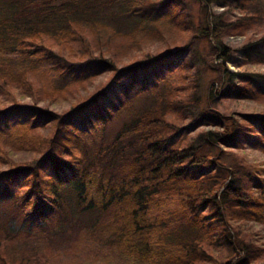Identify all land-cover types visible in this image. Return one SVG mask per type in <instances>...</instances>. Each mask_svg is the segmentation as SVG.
<instances>
[{
  "label": "trees",
  "instance_id": "obj_1",
  "mask_svg": "<svg viewBox=\"0 0 264 264\" xmlns=\"http://www.w3.org/2000/svg\"><path fill=\"white\" fill-rule=\"evenodd\" d=\"M215 1L244 12L254 7L257 17L264 16L260 0ZM168 11L180 31L187 19L180 0H0V58L7 62L5 69L0 66V95L10 99L0 96V125L18 132L19 152L35 155L18 161L0 146V203L11 211L7 225L0 223V231L8 227L0 234V264L29 262L31 254L17 258L9 252L30 231H44L49 240L90 233L122 264H262L264 246L243 223L264 216V168L227 164L223 157L230 150L264 149V115L231 118L214 103L257 99L264 94V75L260 81L248 71L222 73L205 107L176 127L168 117L186 120L192 114L188 105L198 102L183 45L120 69L100 52L104 17L144 26ZM205 22L199 33L220 46L222 63L213 64L218 72L230 58L220 36L242 32L250 18L221 25L206 15ZM124 39L129 46L138 41L132 33ZM73 43H79L78 52ZM16 49L19 56L6 57ZM65 49L77 60L59 59ZM240 53L250 64H264V35ZM23 64L50 66L60 76L111 75L83 103L57 114L12 95L31 90ZM170 74L174 82L158 91L162 76ZM150 92L156 93L153 104L129 112L125 101ZM114 121L119 122L112 126ZM203 126L214 130L201 131L189 144L177 140L183 130L189 134Z\"/></svg>",
  "mask_w": 264,
  "mask_h": 264
},
{
  "label": "rangeland",
  "instance_id": "obj_2",
  "mask_svg": "<svg viewBox=\"0 0 264 264\" xmlns=\"http://www.w3.org/2000/svg\"><path fill=\"white\" fill-rule=\"evenodd\" d=\"M186 10L187 19L184 26H181L180 31L174 28V20L172 19L171 11H168L162 16L153 18L152 21L147 22L144 26H129L123 23H116L121 21L111 20L108 18L102 19L100 27L103 29V33H100L98 39L102 42L103 47L100 52L105 56L106 60L114 58V65L116 68H122L128 66L131 63H143L148 62L150 59L158 57L166 53V48L171 47L172 50L184 46L185 59L189 61L191 68V74L194 80L193 93L195 94V100L197 103L188 105L191 108V115L189 118L182 119L178 116H169L168 120L175 124L176 127L184 126L193 118V115L205 107V97L208 90L213 88V91L219 89V80L222 73L226 71L229 73H237L239 71H248L250 73H256L259 75L261 81L264 75V64H250L246 62L241 56L240 50L246 45L257 41L264 35V16L257 17L255 12L257 9L254 7L248 10L240 11L234 8L221 7L219 2L215 0H180ZM264 7V0H260ZM262 11V10H261ZM209 16V19H213L214 22H218L223 25L224 23H231L239 19L250 18L249 24L246 23L245 30L235 34H222L221 43L229 52V60L225 62L223 68L217 72L213 64L222 63L221 60H217L218 46L211 37L200 34L201 28L206 26L205 17ZM128 33H132L138 39L135 46H129L128 42H125L124 37H127ZM97 39V40H98ZM123 39V40H122ZM118 43L113 45V43ZM53 40H47V47L53 48L57 51V45ZM74 49H79V43H73ZM100 47V46H97ZM112 49V50H111ZM98 51V49H96ZM77 50L76 52H78ZM95 51V55H97ZM63 54V55H62ZM61 57L68 61V63L77 60V57L69 56L66 49L62 51ZM20 55V52L16 50L9 51L6 57L15 58ZM64 61V60H63ZM6 61L0 58L1 69H5L4 64ZM7 63V62H6ZM243 63H246L243 65ZM6 65V64H5ZM28 67V81L30 83L31 90H15L12 95L23 104V102L37 105L43 109L57 114H62L71 109L72 106L81 104L85 99L96 93L102 88L109 80L111 74L109 73H87L72 75H59L56 69H52L50 66H44L43 68L31 66V64H23ZM175 75L170 74L163 75L159 81L160 89L167 84L174 82ZM164 81V82H163ZM162 82V83H161ZM32 90L34 92L32 93ZM54 92L53 95H48ZM184 93V92H183ZM156 93H141L137 97H131L128 101H125L130 105L131 109L136 108L139 111L147 108L153 104L157 97ZM4 100L10 101L3 94L0 95ZM8 96V95H7ZM194 106V107H192ZM215 109L225 116L239 117L241 114H256L264 115V94L258 95L257 99L244 102H222L217 101L214 103ZM120 118L119 121H121ZM118 121V122H119ZM117 121L112 123L115 126ZM214 130L213 127L203 126L194 132L187 133L185 130L180 132L178 141L181 143L195 142L196 136L201 131ZM15 135V136H14ZM46 135V134H45ZM14 136V138H13ZM16 136L18 132L10 131L5 128L4 125H0V146L5 153H12V157L15 160L28 161L35 155L24 154L17 150ZM194 139V141H193ZM57 142V141H56ZM57 149V148H56ZM72 154H77L76 150L72 151ZM224 162L227 164H233V162H244L248 165H260L264 168V149L263 150H250L243 148L240 150H230L228 155L223 157ZM2 164L1 167H4ZM22 185H16L12 187L14 191H18ZM11 189V190H13ZM171 205H174L173 203ZM170 205V206H171ZM10 208H7L6 203L2 201L0 203V223L7 225V215L10 214ZM11 221V220H10ZM16 225L18 222H12ZM4 226L0 231L7 232V226ZM243 229L248 233H252L255 236V240L259 245L264 246V216L258 221H246L243 223ZM8 233V232H7ZM25 234V233H24ZM20 235L17 240L13 242V247L10 254L19 258L23 254H31L30 260L27 264H107L106 258L114 261L113 264H122L117 259H114L112 255H108V251L104 247V243L95 238H91L90 233L82 236L78 232L66 233L65 237L54 236L52 239H48L47 233L44 231L38 233L30 231L26 235ZM260 241V242H259ZM6 243V242H4ZM19 255H18V254ZM3 255V250H2ZM14 257L13 262L16 261ZM105 257V258H104ZM102 260V261H101ZM261 263L264 264V258Z\"/></svg>",
  "mask_w": 264,
  "mask_h": 264
}]
</instances>
